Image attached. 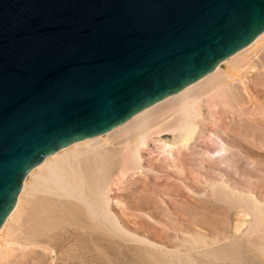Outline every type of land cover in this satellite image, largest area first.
Returning a JSON list of instances; mask_svg holds the SVG:
<instances>
[{"label":"water","instance_id":"95a60500","mask_svg":"<svg viewBox=\"0 0 264 264\" xmlns=\"http://www.w3.org/2000/svg\"><path fill=\"white\" fill-rule=\"evenodd\" d=\"M264 31V0H0V225L41 159L109 131Z\"/></svg>","mask_w":264,"mask_h":264},{"label":"bare ground","instance_id":"6f19581e","mask_svg":"<svg viewBox=\"0 0 264 264\" xmlns=\"http://www.w3.org/2000/svg\"><path fill=\"white\" fill-rule=\"evenodd\" d=\"M262 40H264V31L257 35L248 45L216 64L210 72L184 86L177 92L168 95L136 112L126 121L116 125L107 132L90 138L74 141L65 147L57 149L55 152L43 157L39 163L30 168L21 181L13 206L0 225V264H29L31 259L37 258L34 254V258H32L33 255H30V253H35L37 251L34 249L35 252H33L34 250H32V248H43L41 246L45 244L44 240L46 237H48L47 239H50L51 237L49 238V236L57 234L59 231L60 235L66 234L65 236L63 235L64 238L71 237L70 239H72V241L70 240V244L75 245V243H79L81 245V251L75 248V251L77 252H74L72 247L71 249L74 253H71V251L68 252L76 255V257L72 255L71 264H106L110 244L119 241L123 242L126 239H129L132 242L135 241V243L138 242L139 244L142 243L143 245H146L144 249L138 250L141 264H175L176 261H179V264H196L193 261L194 258L192 259L193 255H200L203 258L202 264H214L215 253V256H219V260L221 261L228 259L227 257L235 258L238 254V249L233 246L220 248V251H215L214 247L210 248L209 242L205 241V248L208 247L210 249H200L196 246V243L201 240L203 241L204 239L201 235L199 236V234L193 235L195 233L187 236V241L192 242V245L188 249L189 252L185 253H181L182 251H180V248H175L170 251V249H167L168 246L164 247V245L155 244L156 241L153 242L151 241L152 239L149 240L148 238H142L143 236H139L140 233H137L136 230H132L128 227L129 223L137 224L143 220L137 214V216L135 214L129 215V211L134 213L135 210L139 211V209L145 210L147 208L149 210L154 208L153 210H155L157 206L154 201L155 199H153V201L150 199L145 201L142 199L141 194H138V190L133 189L131 191L133 193L131 194L132 199L126 201H131V204L129 206H125L124 204V208L127 207L126 209L128 210H123L124 208H122L123 212H125L124 214H127L126 211H128L127 216L123 215L122 212L118 214L119 211L116 212L115 210L116 206H114L115 209H113L110 191L112 186L116 185L118 181H120L121 184L126 183L129 178L136 179L137 174L154 171V167L152 168L150 166L148 168V166L145 165L147 163L144 161V158L146 157L144 152L151 146H155V148L157 147L158 151L162 154H167V157L168 154L172 157L174 154L180 155L181 152H189V149L193 147L195 141L199 139L200 135H202V129L200 130V126H203V123L206 120L205 112L216 113V110L218 112L223 110L227 113L229 111L227 109H234L232 108L233 106L242 107L251 103L254 98L253 95L256 96V92H259V90H255L253 87L250 88V85L245 83L243 79L249 76L247 74L251 72V70L263 69L261 64L263 62H259V60L258 62L261 66L257 64V61L255 64L257 66H253L254 63L251 66L249 61L248 64L250 65V69H248V73L247 71H245V73H241L239 68L245 64L244 60L246 59L248 53H250L256 44H260V41ZM259 58L261 59L260 56ZM234 82H237V84ZM250 91L253 95L250 94ZM263 109L261 111H263ZM207 147L209 149L208 145ZM223 149V151L227 150L225 147ZM148 154L150 155V153ZM174 159L172 158V160ZM146 167L148 168L147 170H145ZM178 173H174V171L173 173H166L165 171L164 175L168 176V178L172 177L177 179L181 184H184V177ZM132 181L135 182L134 180ZM133 182L131 183L133 184ZM200 182L198 183L199 185ZM209 183L210 184L208 185L205 183L206 186L210 190H214V183H212V181ZM202 185L203 184H201V186ZM222 187L228 190L229 186L227 187L222 184ZM125 196L127 198L126 194ZM129 196L130 195H128V197ZM240 196H244V194H240ZM126 198L123 200H126ZM145 198L147 199V197ZM118 205L117 210L121 208L120 202ZM152 211L151 213H153ZM198 213L200 214V212ZM148 215L149 217H146L147 220L150 221L151 219L153 222L157 221V219H155L156 217L151 214ZM167 217L168 216L165 218ZM161 223H163V221ZM170 224H172V222ZM187 224L188 223H186V225ZM201 227L203 228V226ZM61 231L65 233L61 234ZM155 236L158 237L159 235L156 233ZM54 237L52 236V239ZM61 237L62 236H60V238ZM43 238L44 240H42ZM57 238L59 239V235H56V238L53 239L54 241L51 240L52 244L55 242V239L57 240ZM47 239L45 242H47ZM60 240L63 241L62 239ZM48 242H50V240H48ZM56 242H58V240ZM56 242L53 245L57 246L60 244L57 243L56 245ZM210 242L214 245V240H211ZM52 244L49 246L51 249L53 246ZM27 249H31L32 252H27ZM46 249L43 250H49ZM38 252H36V254ZM16 253L17 256L19 254L20 257L17 258ZM40 253L41 252H39L36 256H39ZM42 255L44 256L45 253L40 254V256ZM12 256L16 257L15 259L13 257L14 260L11 262L10 260H12V258L10 260L9 258ZM172 256L176 259L175 263L171 260ZM65 257H67V255H65ZM224 257H226V259ZM240 257L242 258V256ZM43 258L40 257L39 260L42 261ZM45 258L43 260H45ZM67 258H65L66 261ZM36 260H38V258ZM39 260L36 261L37 264H39ZM67 262H69V260ZM46 263L47 262L45 261L44 264ZM49 263L53 262L50 261Z\"/></svg>","mask_w":264,"mask_h":264},{"label":"rangeland","instance_id":"374dc122","mask_svg":"<svg viewBox=\"0 0 264 264\" xmlns=\"http://www.w3.org/2000/svg\"><path fill=\"white\" fill-rule=\"evenodd\" d=\"M253 49L250 51V53H248L246 59L244 60L245 64H243L241 68H239V71L241 73H245V71H247L248 73V69H250L249 64H251L252 66L254 63L253 66H257L255 65L256 61L260 66L262 64L263 69L261 68V70H251V72H249L250 74H247L249 76L245 77L244 79L242 78L245 83L250 85V88L253 87L255 90H259V92H256V96L253 95V93L250 91V94H252L254 97L252 99L253 103H248L246 104V106L244 105L242 107L238 106L239 108L237 106H233L232 108L234 109H227L229 110L227 113L223 110V113L222 111L218 112L216 110L217 114L215 112H205L206 120L203 123L204 127L202 125L200 126V130L202 129V135H200L198 139L199 141H195V145L193 144V147L189 149L190 151L188 150L189 152H181V156L179 154H174L172 157L168 154L167 157V154L160 153L157 147L155 148V146H151L147 149V151L144 152V154L146 155L144 161L145 163H147L145 165L148 166V168L150 166L152 168L154 167V171H151L152 173L144 172L145 175L137 174L136 179L129 178L126 183L122 184L120 181H118L119 183L117 182L116 185L112 186V189L110 191V197L112 199L111 203L113 202V209H115L114 206H116L115 210L116 212L119 211L118 214L122 212L123 215L128 216V211H126L127 214H124L125 212H123V210H128L126 209L127 207H124L131 204V201H126L132 199L131 194L133 193L131 191L133 189H137L138 194L140 193L142 199H144L145 201H148V199L153 201V199H155L154 201L157 206L155 210H153L154 208L152 209L153 211L149 210L148 208L145 210L138 208L139 211L135 210L134 213H131L129 211V215L137 214L143 220L142 222H138L137 224L129 223L128 227L132 230H136L137 233H140L139 236H143L142 238H148L149 240L152 239L151 241H156L155 244H161L162 246L164 245V247L168 246L167 249H170V251L175 248H180V251H182L181 253H185L189 252L188 249L192 245V242H188V239L186 238L187 236L195 233L193 235L199 234V236L201 235L204 239L203 241L201 240L196 243V246H198L200 249L204 250L205 241H208L210 244L209 247H214L215 251H220V248L232 246L238 249L239 255L237 254V256L235 257L237 259L231 257H227L228 259H226V257H224L226 260L221 261L219 260V256H215V253L214 264H264V40L260 41V44H256ZM259 56L262 60L259 58ZM258 61H262L263 63L260 64ZM234 83L237 84V82ZM262 109L263 111H261ZM207 145L209 146V149ZM224 147L228 151H223ZM211 148L215 149L212 150ZM151 150L154 152H152ZM148 153H150V155ZM211 154L214 155L212 156ZM163 155H165L166 157ZM172 158H175L176 160H172ZM177 158L180 160H178ZM160 166L162 170L164 168L163 172L160 169ZM148 168L146 167L145 170H147ZM165 171L166 173H173V171L174 173L179 172L180 175L184 177L183 178L181 176L183 178L184 184H181L177 179H174L172 177L168 178V176H165ZM132 180H134L135 182H133ZM211 181L212 183H214V190H210L206 186V184H210L209 182ZM131 182H133V184ZM199 182L200 185L198 184ZM134 184L136 185L133 186ZM201 184L203 185L201 186ZM204 184L206 187L204 186ZM222 184L227 187L229 186L228 190L224 189L222 187ZM200 187L203 188L201 189ZM125 194L127 195V198ZM240 194H244V196H240ZM115 195L118 197H116ZM128 195L130 196L128 197ZM145 197H147V199ZM124 198H126V200H123ZM114 202H117L118 204L120 202L121 208L119 210H117L119 205L116 203L118 205L117 206ZM122 208L124 209L122 210ZM151 211L153 213H151ZM147 212L148 214L156 217L155 219H157V221L153 222L150 218L148 219H150L151 222L147 220L146 217H149ZM198 212H200V214ZM166 216H168V219L165 218ZM162 221L163 223H161ZM171 222L172 224H170ZM186 223L188 224L186 225ZM201 226H203V228ZM136 228H139V231ZM164 230L166 231V233ZM58 233L49 236V238L51 237L50 239H47L48 237H46L47 242H45L46 239L44 240L43 238L42 240H44L45 243L43 244V246H41L43 248H32V250L36 249V252H41L40 254L45 253L44 256H40V254L39 256H36L39 252L36 254L35 250L33 251L35 253H30V255L34 254L35 257L38 258V260L40 257L45 258L47 256L45 260H43L44 258L42 259V261L39 260V264H44L45 261L48 264H71L72 257H76L75 254L73 255L71 253L77 252L75 251L76 249H79V251H81V245L79 243H75V245H73L70 244V242L72 241V239H70L71 237L64 238L66 234L64 235L63 233L65 232L61 231V234H63L64 236ZM156 233L157 235H159L158 237L155 236ZM56 235H59V239L57 238L58 242H56L57 240L55 239L56 245L57 243H60L57 246L53 245L55 242L53 244L51 242V240L54 241L53 239L56 238ZM171 235L173 236V238ZM52 236L55 237L52 239ZM60 236H62L63 238H60ZM60 239H62L63 241H61ZM48 240H50L51 243L48 242ZM211 240H214V245L211 244ZM136 243L135 241L132 242L129 239H126L123 242L119 241L116 243H111L106 264H141L139 260L140 254L138 250L144 249L146 245H143L142 243L139 244L138 242ZM51 244L53 245L52 249L51 247H49L51 246ZM72 247L74 252L71 249ZM210 248L206 247L205 249ZM43 249L49 250L44 251ZM32 250L27 249L26 251L32 252ZM69 251H71V253H68ZM34 255L32 258H34ZM65 255H67L68 258L65 257ZM16 256L10 257L9 260L12 258V260H10L12 262ZM133 256L135 257V259ZM240 256H242V258ZM18 257H20L19 254L17 258ZM65 258H67V261L69 260V262H67ZM36 259H31L30 262L35 263L36 261H38ZM192 259L196 264H202L203 262V258L200 255H193ZM58 260L60 261V263ZM171 260H173L172 262L174 263L176 261L173 256ZM50 261H52L53 263H49ZM30 262L29 264H34ZM177 262L179 264V261H176L175 264H177ZM35 264H37V262Z\"/></svg>","mask_w":264,"mask_h":264}]
</instances>
